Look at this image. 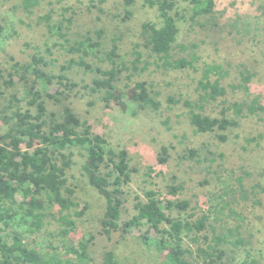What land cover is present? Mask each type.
<instances>
[{
	"label": "trees",
	"instance_id": "obj_1",
	"mask_svg": "<svg viewBox=\"0 0 264 264\" xmlns=\"http://www.w3.org/2000/svg\"><path fill=\"white\" fill-rule=\"evenodd\" d=\"M63 1L19 0L10 9L13 16L21 15L17 23L8 18L0 22V40L17 41L23 36L22 26L42 27L47 39L38 46L26 44L34 51L29 61L11 58L10 68L0 70V119L6 127L0 136V264H120L113 250L99 253L93 242L135 230H143L138 236L140 250L154 264H261L252 255V237L244 231L248 218L238 210L248 201L261 204L264 187L247 188L248 173L239 177L232 173L234 181L228 180L231 183L195 206L180 198L184 183L173 175L165 193L150 189L136 197L134 215L125 220L128 187L137 173L130 152L115 146L72 106L76 94L85 90L84 94L97 96L106 111L116 112L120 109L116 92L126 82L135 94L128 115L161 116L183 103L198 133L228 141V133L239 128L242 119L264 115L262 96L251 93L256 74L247 68L237 70L239 82L225 86L231 69L205 61L199 44H185L180 38L187 24L217 28L219 0H146L158 13V20L144 22L141 31L153 63L145 59L141 43L134 46L131 59L125 58L122 36L108 41L104 29L70 39L75 13L58 9ZM135 4L136 0H124L127 19L134 15ZM152 65L164 72H201L196 97L169 95L164 102L154 84L143 78ZM87 73L92 75L89 83L77 82ZM53 87L56 91L50 94ZM230 91H244L249 99L231 104L224 100L215 117L212 106ZM171 149L161 147L159 164L169 161ZM223 158L209 148L186 149L180 157L194 163L209 178L207 184L225 183L229 171L223 162L217 164ZM71 165L80 167L87 183L104 199L98 234L78 226L91 206L80 203L77 186L69 184ZM53 224L56 230H51ZM239 252L246 256L237 263Z\"/></svg>",
	"mask_w": 264,
	"mask_h": 264
},
{
	"label": "rangeland",
	"instance_id": "obj_2",
	"mask_svg": "<svg viewBox=\"0 0 264 264\" xmlns=\"http://www.w3.org/2000/svg\"><path fill=\"white\" fill-rule=\"evenodd\" d=\"M18 1L0 0V22L3 23V20L8 18L17 23L21 15L13 16L10 9ZM61 7L70 8L75 13V24L69 33L73 41L97 29H104L108 41L114 36H122L120 49L125 58L131 59L134 46L141 43L145 59L154 62L153 58L148 57L147 49L143 47L141 31L144 22L158 20V13L149 7L146 0H136L134 15L130 19L125 16L124 0H64L57 8ZM218 10V18L214 22L217 28L211 25L187 24L180 37L181 41L185 44L191 42L199 44L205 61L215 60L231 69V75L223 82L225 86L239 82L237 70L244 68L251 70L256 74L251 84V93L261 95L264 100V0H219ZM35 20L36 18L26 22ZM22 27L23 36L17 41L13 38L7 41L0 40L2 71L10 68L11 58L21 62L30 60L34 51L26 44L38 46L47 40L42 27ZM6 33L7 31L4 35ZM200 77L201 72L196 73L193 70L164 72L154 65L143 75V78L154 84L164 102L169 95L185 99L195 98V87ZM91 79L92 75L81 74L77 82L85 80V83H89ZM55 91L53 87L49 93ZM85 92L82 90L72 99L74 111L79 117L92 121L100 131L108 135L115 146L127 147L132 159V167L137 170L133 182L128 187L130 197L125 220L134 215L133 205L136 197H143L144 191L150 189H158L165 193L173 175L184 183L185 190L181 192L180 198L190 200L192 206H195L197 200L208 199L210 193L213 192L214 195L218 190H222L223 186L234 181L233 174L239 177L243 172L248 173L250 176L246 179L247 188L255 184L264 187V115L242 119L239 128L228 133L229 140L220 142L212 134L196 131L190 122L188 108L183 103L168 109L161 116L145 113L134 117L126 112L129 100H133L135 96L133 89L126 86V82L122 83L116 92L118 104L121 106L118 105L120 109L116 112L106 111L97 96H89L84 94ZM247 99L249 96L244 91H230L225 99H220L212 106L213 115L215 117L220 115L224 100L231 104ZM5 129L0 119V136ZM253 138L256 141L249 143L248 139ZM164 145L172 146L171 158L166 164H159L158 155ZM190 148L201 151L209 148L218 155L224 154V158L218 159L217 164L223 162L224 167L229 171L226 184H216L215 180L207 184L209 178L194 163L183 162L180 157ZM149 167H152L154 172H150ZM70 168L69 184L72 187L77 186L78 201L91 206L89 214L79 219L78 226L80 229L85 228L87 233L98 234L101 231L100 218L104 212V199L87 183L78 165H71ZM260 201V205L248 201L238 210L248 218L244 231L248 237H252V255L264 264V192L260 195ZM56 228L57 224H53L51 230ZM145 230L146 228L144 232ZM142 232L143 230H135L126 235L117 233L112 239L99 237L93 244L96 245L99 253L104 249L113 250L120 264H154L148 257L143 256L140 250L141 242L138 236ZM244 256L245 253L239 252L237 263L244 260Z\"/></svg>",
	"mask_w": 264,
	"mask_h": 264
}]
</instances>
